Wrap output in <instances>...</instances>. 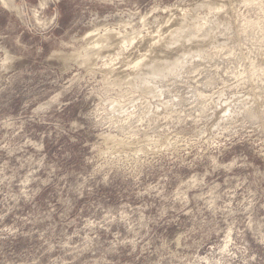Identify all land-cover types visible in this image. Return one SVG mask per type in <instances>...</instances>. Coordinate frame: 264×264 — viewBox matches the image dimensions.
Wrapping results in <instances>:
<instances>
[{"label":"clouds","instance_id":"1","mask_svg":"<svg viewBox=\"0 0 264 264\" xmlns=\"http://www.w3.org/2000/svg\"><path fill=\"white\" fill-rule=\"evenodd\" d=\"M0 264H264V0H0Z\"/></svg>","mask_w":264,"mask_h":264}]
</instances>
